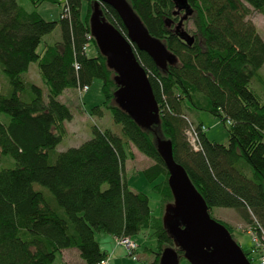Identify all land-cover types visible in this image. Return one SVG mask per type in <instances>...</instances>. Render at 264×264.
Returning a JSON list of instances; mask_svg holds the SVG:
<instances>
[{
    "label": "trees",
    "instance_id": "1",
    "mask_svg": "<svg viewBox=\"0 0 264 264\" xmlns=\"http://www.w3.org/2000/svg\"><path fill=\"white\" fill-rule=\"evenodd\" d=\"M29 1L35 10L17 0H0V70L11 87L9 95L0 94V114L10 118L8 124L0 121V156L16 162L15 168L0 169V264H54L58 253L70 250L78 252L81 264H98L107 253L96 233L123 239L145 230L157 241L156 250L145 249L154 257L151 264H160L164 249L175 246L173 238L163 218L152 215L150 198L131 190L125 178L135 148L154 161L143 173L152 184L162 179L154 188L164 211L173 203L160 138L172 142L175 161L209 212L234 209L248 229H264V104L251 88L264 67V39L247 20L249 7L264 16V0H189L196 29L192 46L179 35L185 24L177 30L181 14L172 0H127L150 35L176 58L164 71L133 47L160 109L161 123L150 129L117 105L116 74L96 40L88 39L94 0ZM62 2L57 21L38 12L43 3ZM102 8L107 21L127 37L116 11ZM57 27L61 41L38 52ZM32 63L48 88L47 103L43 89L23 79ZM96 79L103 81L104 101L91 116L102 118L109 111L126 139L95 127L81 146L57 151L67 136L65 123L73 120L59 98L67 90L90 88ZM201 111L230 122L227 145L211 141L201 132L204 124L189 118ZM192 127L199 131L198 151L187 136ZM222 225L232 233L231 226ZM177 252L181 264H190L183 251Z\"/></svg>",
    "mask_w": 264,
    "mask_h": 264
},
{
    "label": "water",
    "instance_id": "2",
    "mask_svg": "<svg viewBox=\"0 0 264 264\" xmlns=\"http://www.w3.org/2000/svg\"><path fill=\"white\" fill-rule=\"evenodd\" d=\"M172 1L176 4V14L184 13L177 27L180 31L193 16L194 9L189 0ZM105 5L119 15L128 31L127 37L107 21L102 8ZM90 29L108 68L116 74L117 105L143 128L160 125V109L148 73L137 60L133 47L146 53L164 71L176 58L162 41L150 35L127 0H94ZM179 35L192 46L194 37L184 30ZM157 146L169 171L168 182L174 198L166 206L163 223L175 246L164 249L160 264H181L177 249L183 251L184 259L190 264H251L228 229L212 218L185 168L175 161L172 142L159 139Z\"/></svg>",
    "mask_w": 264,
    "mask_h": 264
},
{
    "label": "rangeland",
    "instance_id": "3",
    "mask_svg": "<svg viewBox=\"0 0 264 264\" xmlns=\"http://www.w3.org/2000/svg\"><path fill=\"white\" fill-rule=\"evenodd\" d=\"M17 1L26 10H35L29 0ZM64 5L65 2H62L61 5L43 3L38 8V12L47 21H57L60 18ZM249 8L251 11L247 20L256 26L259 34L264 39V16L259 11H256L251 7ZM183 16L184 13L181 14V17ZM193 19L194 17L192 16L184 22L185 31L192 37H194V32L196 30ZM61 39V28L57 27L53 33L48 34L43 38L38 48V52H43L46 45L57 43L61 41ZM93 52L94 49L90 47L89 54L93 55ZM23 79L28 83H32L42 88L44 91V100L46 103L48 102V88L40 76L37 63L31 64L29 72L23 75ZM102 87L103 81L96 79L90 86L89 91L83 94H80L79 91L74 90V92L72 90L73 94L76 93V97H73L66 105L72 111L73 120L65 123L67 136L58 146L57 151L65 152L70 148L81 146L93 137V130L95 127L102 130L109 129L116 135L122 137L124 140L126 139L123 134L122 126L114 121L112 114L109 111H106L102 118L91 116V109L100 105L104 101ZM251 88L258 94L264 104V67L259 72V76L255 77L252 81ZM10 91L11 87L8 77L2 70H0V94L9 95ZM67 98V96H64V100ZM25 99L28 100L29 97L26 96ZM189 118L196 124H204V127L207 129V137L211 141L223 145L228 144V129L231 125L229 122L224 124L221 119L215 118L205 111L190 113ZM0 121L4 124H8L10 122V118L6 114H0ZM187 136L189 138L188 134ZM160 140H162V138H160ZM132 152V158H130L126 163L125 178L127 184L131 190L146 194L150 198L152 215L154 217L163 218L165 214L163 199L154 188L155 184L160 183L162 179H159L156 183L152 184L145 178L143 173L146 168L154 164V161L137 151L135 148L132 149ZM15 167L16 162L13 158L9 156H0V169ZM36 188L48 192L45 188L39 185H36ZM210 213L213 219L217 220L219 223L229 225L233 228L231 233L233 240L243 249L244 253L250 255L249 258L251 259L252 264H259L258 255L252 253L253 243L250 234L246 231L248 229L247 224L241 220L237 211L229 208H214ZM131 239L132 242L137 244L139 247L137 260L129 256L125 247L120 244L119 240L105 233H96V240L99 242L102 251L107 252L108 255L106 257L110 259L111 264H151V256L145 249L150 248L156 250L157 241L154 237H152V231L145 230ZM54 264H81V261L77 252L73 250L58 253Z\"/></svg>",
    "mask_w": 264,
    "mask_h": 264
},
{
    "label": "built area",
    "instance_id": "4",
    "mask_svg": "<svg viewBox=\"0 0 264 264\" xmlns=\"http://www.w3.org/2000/svg\"><path fill=\"white\" fill-rule=\"evenodd\" d=\"M63 1H67V0H63ZM66 15H67V12H66ZM92 38H93L92 35H90L88 39L91 40ZM89 89H90L89 87H85L84 89L79 90V92L80 94H83L89 91ZM201 132H207L206 127L202 126ZM188 135L190 138V143L193 146L194 150L198 151L200 149L199 131L196 128L192 127L188 131ZM247 232L250 234L252 238V243H253L252 253L258 255L259 264H264V229L260 226H259V229L250 227ZM117 240H119L120 244H122L123 247H125L129 256H131L135 260L138 259L137 252H138L139 247L137 244L132 242L131 238H123V239H117ZM98 264H111V261L109 258L105 257Z\"/></svg>",
    "mask_w": 264,
    "mask_h": 264
},
{
    "label": "crops",
    "instance_id": "5",
    "mask_svg": "<svg viewBox=\"0 0 264 264\" xmlns=\"http://www.w3.org/2000/svg\"><path fill=\"white\" fill-rule=\"evenodd\" d=\"M31 67V66H30ZM29 70H30V68H29ZM29 72V71H28ZM74 91V90H73ZM75 91H77V90H75ZM74 91V92H75ZM64 96H67L68 98L66 99V100H64ZM73 97H76V93L75 94H73V92H72V90H67V91H65L64 92V94L60 97V100L63 102V103H65V104H68V101H70ZM71 251V250H70ZM106 252V251H105ZM107 253V252H106ZM77 254H78V252H77ZM79 255V254H78ZM108 255V254H107ZM151 259H152V261H151V263L153 262V259H154V257L153 256H151ZM81 261V260H80Z\"/></svg>",
    "mask_w": 264,
    "mask_h": 264
}]
</instances>
